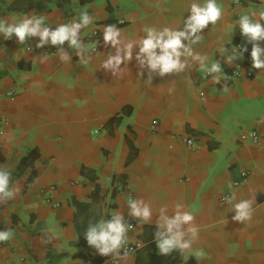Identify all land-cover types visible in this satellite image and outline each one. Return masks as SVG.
Here are the masks:
<instances>
[{
	"label": "crops",
	"instance_id": "crops-1",
	"mask_svg": "<svg viewBox=\"0 0 264 264\" xmlns=\"http://www.w3.org/2000/svg\"><path fill=\"white\" fill-rule=\"evenodd\" d=\"M193 2L205 0H0L5 26L43 16L41 27L54 30L79 22L85 11L93 18L79 34L81 57L69 42L61 48L68 60L61 49L44 52L50 41L37 48L38 35L21 44L14 33L0 32V168L10 172V188L20 187L0 202V231L14 233L0 242V264H110L112 258L118 264H264V69L233 78L236 59L225 62L228 45L240 36L241 15L255 21L264 0H217L222 18L197 33L202 39L193 52L207 57V68L219 60L221 73L209 74L182 55L183 71L161 76L140 53L144 29L183 30ZM110 24L120 29L115 45L103 39ZM129 42L131 58L105 67L117 49L128 55ZM154 52L162 54L159 47ZM187 137L195 147L186 145ZM31 150L34 177L28 180L29 170L14 175ZM241 171L248 177L233 187ZM129 199L151 207L147 222L130 215ZM241 200L250 201L249 220L233 219ZM177 205L194 215L197 237L190 249L161 254L155 233L166 226L158 223L173 218ZM114 213L132 219L133 254L102 256L87 242L89 227ZM191 226L181 225L185 240Z\"/></svg>",
	"mask_w": 264,
	"mask_h": 264
},
{
	"label": "clouds",
	"instance_id": "clouds-1",
	"mask_svg": "<svg viewBox=\"0 0 264 264\" xmlns=\"http://www.w3.org/2000/svg\"><path fill=\"white\" fill-rule=\"evenodd\" d=\"M223 8L217 3V0H205L204 4L193 2L190 6V15L184 20L183 30H173L168 27H164L162 30L157 31L154 27H147L144 31L147 33V38L140 41L141 48L140 53L146 54L148 58L149 67L153 70L159 68L161 76L168 73L182 72L187 64V60L183 63L180 61V57H192L193 60L199 62L201 67L205 68V71L211 73H221L222 69L220 61L217 60L211 64L210 68L205 67L206 56L194 53L192 45L198 43L201 39V35L197 33L201 32L209 24H216L222 18ZM45 17L41 16L36 18L22 19L19 23H12L5 26L3 21H0V32H3L6 38H10L14 33L19 43L25 42L26 36H39L40 41L36 45L37 48L41 47L46 42H51L53 45H62L65 41L69 42V46L78 49V56H82L83 45L80 39L81 29L87 27L93 22V18L85 11L80 15L79 22L73 20L72 23L61 24L54 30L49 27H41ZM264 20V13H261L259 18L253 21L249 15H241L239 19V27L241 34L248 37L247 42L252 43L251 60L252 67L254 69H264V60L261 59V55L264 54V49L258 46V41L264 40V24L260 21ZM120 36V29L114 24L106 25L104 27L103 39L105 42L111 41L113 45L119 43L116 38ZM186 40L188 44H183L181 41ZM132 43L127 44L129 49L128 55L122 58L119 55L120 49H117V55L109 56L105 61L104 66H112L113 69L118 67L124 59H130V49ZM159 47L161 49L160 55H156L154 49ZM247 51V47H241L240 53ZM62 52V59L68 60L70 57L66 52ZM139 58V54H138ZM236 51H233V55L228 56L226 63L231 65L232 61L236 59ZM86 63V62H85ZM221 77L219 75L213 76L212 81L219 83ZM226 88V85H225ZM10 172L4 168H0V202H6L9 199H13L15 195L20 192V187H9ZM229 199H235V194ZM142 201L129 200L128 205L131 209L130 215L132 217H139L140 223L147 222L152 214L151 207L145 204L143 207L139 205ZM177 211L173 218L168 219L165 216H161L159 227H165V232L157 231L155 238L157 241V248L161 254H168L174 249L184 251L190 249L193 240L197 237L198 229L194 226V215L192 212H180V205H177ZM235 209L237 215L233 219L238 221H245L251 219L252 212L250 210V201L241 200L236 203ZM193 225L187 229V232L191 234V237L187 240L184 239L185 231H181V225ZM131 228V225H126L123 222V216L121 213H114L111 221L105 222L100 220L95 227H89L86 238L89 245L94 246L102 256H107L109 253L119 255V250L127 242V232ZM176 229L173 232V229ZM14 233L8 229L0 231V242L9 240Z\"/></svg>",
	"mask_w": 264,
	"mask_h": 264
},
{
	"label": "built area",
	"instance_id": "built-area-1",
	"mask_svg": "<svg viewBox=\"0 0 264 264\" xmlns=\"http://www.w3.org/2000/svg\"><path fill=\"white\" fill-rule=\"evenodd\" d=\"M232 3L234 4H238L240 5L242 3V0H232ZM262 24H264V20L260 21ZM97 34L96 31H93L92 34L89 35V37L87 38L88 40H92L95 35ZM248 37L243 36L240 32V36L232 43H230L227 47V52L230 55H233V51H236V60L234 61L233 66L231 67V71L230 74L232 75L233 78H242V77H246V78H251L255 75V73L260 70V69H254L252 67V60H251V49H252V43H248L247 42ZM66 43H68V41H65L62 45L60 44H56L51 46V48L49 50L44 51L45 53H56L58 52V50H60ZM258 46L261 47L262 49H264V47L261 45V43L258 41ZM247 47V51H244L242 53H240V48L241 47ZM91 50L93 51V47L91 48ZM261 59L264 60V54L261 55ZM153 123H155V121H153ZM98 130L94 131V133H97ZM248 136L249 138L253 141V142H257L259 139V135L257 132L255 131H250L248 132ZM186 145H188L189 147H195L196 143L194 142L192 137H187L184 139ZM241 176L239 179H235L232 182V186L236 187L237 185H239V183H241L242 181H244L245 179H247L248 177V172L247 171H241ZM225 199L226 195L223 197ZM131 200V199H129ZM128 200V202H129ZM47 203L51 204L52 206H56L58 203L51 201V199L47 198L46 199ZM123 222L126 225H132V219L129 216H125L123 217ZM138 248V244L136 242L133 241H129L127 239L126 244H124L121 249L119 250V253L121 255L124 254H133ZM110 264H118V260L117 258H112L110 260Z\"/></svg>",
	"mask_w": 264,
	"mask_h": 264
},
{
	"label": "trees",
	"instance_id": "trees-1",
	"mask_svg": "<svg viewBox=\"0 0 264 264\" xmlns=\"http://www.w3.org/2000/svg\"><path fill=\"white\" fill-rule=\"evenodd\" d=\"M36 153L31 150L26 156L22 157L18 169L15 171L14 175L19 176L22 175L24 170H29L28 180H31L35 175V167H36Z\"/></svg>",
	"mask_w": 264,
	"mask_h": 264
}]
</instances>
